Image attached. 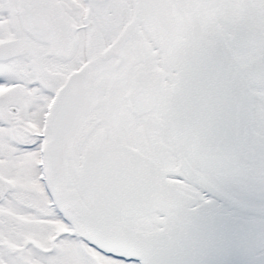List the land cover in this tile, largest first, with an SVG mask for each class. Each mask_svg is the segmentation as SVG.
<instances>
[{
  "label": "snow or ice",
  "instance_id": "snow-or-ice-1",
  "mask_svg": "<svg viewBox=\"0 0 264 264\" xmlns=\"http://www.w3.org/2000/svg\"><path fill=\"white\" fill-rule=\"evenodd\" d=\"M0 264H264V0H0Z\"/></svg>",
  "mask_w": 264,
  "mask_h": 264
}]
</instances>
